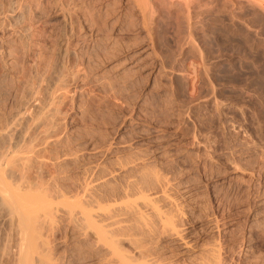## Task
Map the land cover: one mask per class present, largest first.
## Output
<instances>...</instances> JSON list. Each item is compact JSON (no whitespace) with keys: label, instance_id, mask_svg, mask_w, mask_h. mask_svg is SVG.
I'll return each mask as SVG.
<instances>
[{"label":"rangeland","instance_id":"rangeland-1","mask_svg":"<svg viewBox=\"0 0 264 264\" xmlns=\"http://www.w3.org/2000/svg\"><path fill=\"white\" fill-rule=\"evenodd\" d=\"M16 1V12H9L12 0H0V139L9 132L14 139L12 142L21 143L23 140L20 135L23 133L20 132L24 131V127L31 126V132L35 129L34 131H41L43 134L44 127L49 124L50 127L47 128L51 134L47 140L49 142L45 144L50 147L43 144L37 150L47 152V162L58 177L61 174L62 177L76 178L88 169L94 170L98 165L111 169L119 168L120 162L123 165L136 162L140 167L124 172L127 178L122 172L118 183L124 184L129 179L145 183L148 177L154 178L156 172L158 178L163 179L161 181L173 182L169 184V193L180 207L179 210L184 211L190 221L203 215L201 207H192L197 199L201 204L208 202L205 203L208 205L211 201L214 202L212 205L217 206L233 203L234 197H237L236 192L227 194L231 198H226L223 191L213 195L207 190L205 186L213 184L214 178L211 176L216 167L222 169L225 165L223 169H227L230 175L241 174L242 178L247 179L251 177L249 173L233 170L226 163L237 147L240 149L234 151L235 156L239 157L243 165H259L263 173L260 178L264 180V150L256 145L259 139L264 143L263 31L254 35L256 31L241 23V17L236 16L232 20L229 14L225 16L226 11L222 12L218 8L215 9L222 12L220 14H224L223 17L214 10L213 13L210 11L201 14L204 17H193L198 18L196 23L192 19L185 22L184 19L189 18H181L183 15L178 14L181 12H173L177 11V6L174 9L168 5L171 7L168 8L165 3L154 0L157 12L153 18L156 19H153L155 22L151 20L153 24L150 22L149 26L153 27L152 37L154 36L156 42L154 39L153 41L161 58L164 57V65L159 67L161 69L157 70L158 74L156 71V75H150L149 68H146L147 71H138L134 66L137 65L134 63L135 59L128 58L148 41H144V35L138 31L141 30V23L137 25V11L130 3L116 4L118 0H109L98 6L96 2L91 5L94 1L84 0L83 11L76 5L69 4L67 11L70 13L65 14L58 6L59 0ZM19 7L21 8L18 9ZM16 14L24 15L23 22L18 23L19 25L13 23ZM87 15L94 16L92 18L97 20L100 27L94 35L96 42L90 41L93 35L88 32H93L87 24L93 19ZM66 21L74 24V33L71 35H67L69 28H66ZM134 25L138 27L135 28ZM191 27H194L193 32ZM21 30H25V33ZM251 31L255 33L251 34ZM136 40L140 43L137 44ZM112 42H124L131 47L119 53L120 55H115L111 61L104 62L100 54L104 51L101 54L103 57L112 55L113 52H108L109 48H106ZM65 47L68 53L64 56ZM96 58L105 65L96 67L98 61H93ZM49 105L51 109L47 108ZM42 106L46 108L42 109ZM16 115L19 117H15ZM40 137L43 136L40 134ZM208 140L211 141V146L206 144ZM160 174L170 180L160 178ZM195 177L198 181L194 179L192 182ZM190 183L193 184L191 189L187 186ZM257 189H261L262 193L257 190V195L248 198L249 203H254L256 196L258 200H264V181ZM221 197L225 200L222 201ZM173 210L175 211V207ZM258 210L260 208L256 207V211ZM61 220L58 218V228L54 238H51L52 252L54 251L56 257L72 250L70 238L73 231L68 222ZM196 225H199L198 221L195 222ZM243 225L239 223L233 230H224L228 231L225 234L228 245L238 247L237 244L242 243L243 238L246 239L252 234L251 243L246 244L252 246L253 250L243 247L240 258L237 257L230 264H261L259 261L264 258V232L255 227V232L251 230L249 234V229L245 230ZM8 229V222L1 219L0 264H12L14 261V255H6L4 249V243L8 242ZM153 240L152 245L156 248H164L160 251L161 254L163 252L167 257L172 256V251L165 247L168 245L165 239ZM218 240V233H214L206 236L203 242L213 244ZM10 244L14 252V243L10 241ZM192 257L173 255L172 264H192Z\"/></svg>","mask_w":264,"mask_h":264},{"label":"bare ground","instance_id":"bare-ground-1","mask_svg":"<svg viewBox=\"0 0 264 264\" xmlns=\"http://www.w3.org/2000/svg\"><path fill=\"white\" fill-rule=\"evenodd\" d=\"M59 1H60V5L58 4L57 5L61 10L65 11L64 12L65 14H68L69 12L67 11V7L69 4H73L81 8L80 11L84 10V5H85V4L83 5L84 0H68V1L59 0ZM59 1L57 3H59ZM91 1H94V3L91 5L97 3L98 6L102 5L105 2H109V0H91ZM115 1L116 0H112V2ZM159 1L165 3V5L167 6L168 5L172 6L174 9L175 6H177V8L175 9L177 11H173V12H181L182 14L178 13L180 15H183L181 16V18H186V19L189 18V20L184 19L185 22L186 21L190 22L191 21L190 19H192L194 20V23H196L198 21L196 19L204 17L201 14L204 15V12L209 13L210 11H212L213 13V11L216 10L215 8H218L220 11L222 10V12L226 11L227 15L226 13H224L225 16L230 15L232 20H234L236 16L241 17L240 18L241 23L246 24V26H248L249 29L251 28L253 31H256V33L253 32L255 33L254 35H257V32L260 33V31L264 32V0H159ZM15 2L17 1L12 0V2L10 3V8L8 10L9 12H16L17 6L15 5ZM121 2L123 4L130 3L131 5H133V8L136 9L137 15L135 17L138 20V22L136 23H138L137 25L141 23V25H139L141 30L138 31H140L141 35H144L142 37L144 41L148 40L146 45L142 46L138 51L132 53V55L128 58L135 59L134 63L137 65L134 66H136L138 71L149 68L150 73L148 72L147 73L150 75L151 73L155 74L157 70L161 69L159 67L164 65L163 64L164 62L162 61L163 60L162 58L164 57L161 58L159 52L157 51L155 44L156 39L153 38L154 36L152 37V35H154V32L151 31L153 30L152 29L153 27L152 25H151L152 28L149 26L151 20L156 19L153 18L154 14L157 12V7L154 3V0H118L116 1V4H119ZM20 8L21 7H19L18 9ZM168 8L171 7L168 6ZM219 10H216L217 11L216 14L219 13ZM168 11L171 10L168 9ZM220 13L219 16L221 15ZM198 15L199 16L201 15V17H199ZM223 15H221V17H223ZM178 16L176 17L180 19ZM88 17L92 18L94 16H88ZM193 17H198V18H193ZM230 17H228V19ZM238 17L236 19H238ZM23 19H24V15L22 16L21 14H16L14 15L13 23L16 24L20 22L22 23ZM92 19H93L92 22H89L90 20L87 21L89 22V24H87V27H89L90 31L92 30L93 34L91 32L88 33L89 35H93V38L90 41L96 42L97 39H95L94 35L95 32L97 31L96 29L100 27H98L99 25L97 20H95L94 18ZM235 22L236 21H234V23ZM151 23L153 24V22ZM231 24H233V22ZM65 25L66 28L67 26L69 28L67 35H71V33L73 32V25H74L73 22L71 23L66 21ZM137 25H134L135 28L138 27ZM183 25L186 24L183 23ZM190 25L192 26V23H190ZM192 28L194 27H191L192 30L191 32H193L194 30ZM185 29L184 31L189 30V29L186 30ZM24 31L25 30H23L22 32ZM253 33L251 31V34ZM190 34L189 35L187 34V36L193 37ZM183 35H185V33ZM153 39L155 42L153 41ZM138 40H136L137 44L140 43L138 42ZM130 47H131L130 45L127 44L125 45L124 42L119 44L112 42L110 46L106 47L109 48L107 49L109 50L108 52L110 51L113 52L111 53L112 55H104L103 57L101 54L104 51H102L101 49L100 51L102 52L100 56L104 58L103 60L104 62L108 60L111 61L112 59H114L115 55L122 53L124 50L125 51L129 50ZM65 51L66 52L63 54L64 56L68 53L66 47H65ZM94 60H97V58L93 59V61ZM148 60L151 61L148 62ZM97 61H98L96 62L97 66L95 65V63H93L96 67L98 66L101 67L102 64L104 63L103 61L101 62H99V60ZM121 63H123V61ZM112 66L114 65L112 64ZM204 66L206 67V65ZM63 69L64 68H62V70ZM137 69L135 70L137 71ZM36 71L38 72V70ZM105 71L103 70V72ZM158 73L159 72L157 71L156 74ZM59 74L61 75V73ZM60 75L59 77H61ZM42 78L44 77L42 76ZM55 93H57V91ZM44 108L46 107L42 106V109ZM47 108H50V105L49 107L47 106ZM23 115L25 114H22V116ZM15 117H19V116L16 115ZM39 117H41V115H39ZM33 119L32 121H34ZM13 125L16 126V124ZM47 127H50V125L48 124ZM47 127L44 128L48 129ZM11 128L12 127L10 126V129ZM24 128L26 130L23 129L24 131L22 130L23 132H20L21 134L23 133L22 135H20L22 136V140H23V142L21 143L18 142L19 139L18 140L15 139V141H17L18 143L12 142V140L14 139L10 137L11 134H9V132L4 134L0 139V217L3 221H7L9 224V229L7 232L8 242L4 243L6 244L4 249L6 255L9 256L10 254L14 255V261L12 264H82L86 262L89 264H172L173 262L171 257L173 255L183 256V257L184 256L192 257L194 255V257L191 258L193 260L190 259L191 261H193L192 264H230L232 262H235V259H237V257L238 259L240 258L239 255L243 247H247L249 248V250H253L252 246L246 244L249 242L251 243L252 234L249 235V237H246V239L243 238L242 239L243 242L237 244L239 245L238 247H235V245H230L229 247L228 240L226 239L225 236V234H227L228 231H224L225 229L233 230L239 223H243L244 229L245 230L246 228L249 229V234L251 230L255 229V227L256 229L261 228V231L264 232V225H262L264 223V200L262 199L258 200L257 196H256L257 199L254 198V203L253 202L249 203L250 199L248 200V198H250L253 195L255 196V194L259 193V191L261 190V189L260 190L257 189V187L261 186L262 181H264L261 180L260 178L262 169L258 167L259 165L255 166L256 164H252L251 166L249 165L250 163L248 162H247L248 164L243 165L242 164L243 162L241 163L239 157L235 156L236 153L234 151L238 147L234 149L232 153L230 150L231 155L228 154L230 155V157L226 155V157H229L228 159L226 158L227 159L226 163L233 170L241 173H249L251 177L247 179L244 177L242 178L241 174L240 176H238L237 174L230 175L227 169H223L225 165L223 166L221 165L223 167L222 169L221 167L220 168L216 167V169L213 170V175L211 176L212 178H214L213 184L209 185L206 183L207 185L205 187H207V190L213 195L217 193L219 194L220 192L223 191L225 197L227 196V194H230L231 192H236L235 195L237 194V197L235 198L234 197L235 195L231 194V196L234 195L233 197L235 199L233 203L225 205L227 203L224 202L225 203L224 205L223 204L220 205L218 204L220 203L219 201L217 203L218 204L217 206L212 205L214 202L211 203V201L209 202L208 205L205 204L208 202H204V204L203 203L201 204L200 202L197 201L198 199L195 198V200L196 199L197 200L193 202L194 204H192V207L195 209L201 207L200 209H202L203 215L196 218L194 221H190L186 213H184V211L182 210H179L180 207L177 206L175 200L173 199V196L170 195L169 193V189L171 188L169 184H171L172 181L169 182L168 180L167 182L165 180H164L165 182L161 181L163 179H159L158 178L159 176L156 175V172H154V175L156 177L154 176V178H152L153 176L152 177L150 176V178L152 179L148 177L149 180L147 179L146 180L147 182L145 181V183L143 182L141 183V181H139L140 183L139 182L137 183V181H135L136 179L134 180L129 179L130 181L128 180L126 183L121 184L118 183V180L121 179L120 176L122 172L124 174V172L139 166V164L135 162L134 164L131 165L128 164L123 165V163L120 162L119 168L114 167L110 169L107 166L98 165L95 166L96 168H94V170H89V169L88 171L85 170L86 172L83 175L79 176L80 175L79 174L77 175L78 177L76 178L62 177L61 174L58 177L56 173L51 171V167L47 162V158H49V156H47L46 154L47 152L45 153L44 151L37 150L38 146L40 147V145L42 146L43 144L49 142L47 141L50 139L49 134H51L49 132V129L48 130L43 129L44 132L42 134L40 130H38L40 131V133L34 131L35 129L31 132L32 129L31 126ZM14 130L13 132L12 131L11 132L14 133ZM5 132L6 130L4 131V133ZM45 132H47V134ZM40 134L43 137L39 138ZM52 136L53 135H51V137ZM209 140L207 142H209ZM207 142H206L207 145L211 144L210 143L211 141L209 143ZM256 143L254 144L259 145L260 148L264 150V143L260 139ZM48 147H50V145ZM234 147L235 146H233V148ZM203 162H205V160ZM195 164L197 165V163ZM202 164L205 166L204 163ZM208 164L211 165V163ZM199 166L202 167V165L200 164ZM206 167L208 169L207 165L205 166V168ZM160 176H161L160 178H164L163 175L160 174ZM127 177L128 176H126V178ZM123 178L122 180L125 181V179ZM165 178L168 177L166 176ZM196 178L197 177L192 178V182ZM186 183H189V181ZM192 185L193 184L190 183L187 186H189L191 189ZM257 190L259 191L257 192ZM215 199H217V197ZM222 199L223 198L221 197V200ZM224 200L225 199H223L222 201ZM173 207H175V211L173 210ZM256 207H259L260 210L256 211ZM176 208L178 209L177 211ZM58 218L68 222L70 229H72L73 231L72 232L73 234L70 238L72 250H70L68 253H65L63 255L60 253L62 255L61 257H56L54 255V251L52 252L53 245L51 246V244H53L51 243V241L54 238L55 230H57L56 228H58L57 227ZM196 221H198L199 223L198 226L197 225L195 226ZM214 233H218L219 236L218 242L216 241L217 243L214 242L213 244H211L209 242H205V241L203 242L206 236ZM154 238L166 240L165 242H167L168 245H166L165 247H167L166 249L172 251V256L170 255L171 257L165 256L163 252L162 254L160 253V251H163L164 248L158 247L159 248L158 249L156 248V246L152 245V241H154L153 240ZM230 240H233V238H231ZM10 241L14 243L13 245L14 252L12 250V246H11L12 244H10ZM246 250L247 249H245V251ZM197 252H199L198 255H196ZM258 257L261 258V256ZM263 259L262 261H264ZM262 261H259V263L261 262L262 264Z\"/></svg>","mask_w":264,"mask_h":264}]
</instances>
